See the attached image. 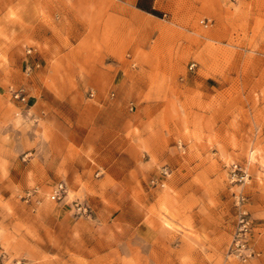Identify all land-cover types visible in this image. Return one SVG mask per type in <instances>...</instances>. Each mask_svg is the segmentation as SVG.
<instances>
[{
	"label": "rangeland",
	"instance_id": "rangeland-1",
	"mask_svg": "<svg viewBox=\"0 0 264 264\" xmlns=\"http://www.w3.org/2000/svg\"><path fill=\"white\" fill-rule=\"evenodd\" d=\"M122 1L0 0V90L36 47L48 85L98 89L122 154L114 201L81 185L0 193V264H264V0H161L145 17ZM8 101L2 173L29 158V111ZM242 211L245 258L231 252Z\"/></svg>",
	"mask_w": 264,
	"mask_h": 264
},
{
	"label": "crops",
	"instance_id": "crops-1",
	"mask_svg": "<svg viewBox=\"0 0 264 264\" xmlns=\"http://www.w3.org/2000/svg\"><path fill=\"white\" fill-rule=\"evenodd\" d=\"M160 1L123 0L122 7L143 17L155 16L154 10H164ZM27 53L23 62L25 81L17 86H2L0 91L1 97L9 100L6 104L24 106L29 111V151L25 150L29 158H13L6 172L0 168V193L7 194L18 187L30 190L33 183L55 187L64 181L68 188L85 187L89 200L109 196L108 200L114 201L111 189L121 182L110 181L109 177L122 154L120 151L112 155L119 141L107 143L109 131L116 127L107 110L109 105L103 99L95 101L98 89L91 86H61L59 82L48 85L45 52L29 47ZM19 88L26 94L25 102L12 95V89ZM38 127L48 128L47 136L36 133Z\"/></svg>",
	"mask_w": 264,
	"mask_h": 264
},
{
	"label": "built area",
	"instance_id": "built-area-1",
	"mask_svg": "<svg viewBox=\"0 0 264 264\" xmlns=\"http://www.w3.org/2000/svg\"><path fill=\"white\" fill-rule=\"evenodd\" d=\"M195 65V63L191 64V68ZM12 95L14 98H17L23 102L26 101V94L24 93V90L22 88L19 89H12ZM235 167L237 168V164H235ZM243 178V176H242ZM67 192L66 184L64 181H60L56 184V186L53 188L50 197L52 199H61ZM31 194V191H29V195ZM78 209L80 211L87 212L88 206L81 204L77 202ZM252 231V225L251 221L247 216L246 211H242L239 214L238 218V227L235 232V237L233 239L232 245H231V252L233 254H236L238 256L242 257H249L254 253V250L252 249L250 245V234Z\"/></svg>",
	"mask_w": 264,
	"mask_h": 264
},
{
	"label": "trees",
	"instance_id": "trees-1",
	"mask_svg": "<svg viewBox=\"0 0 264 264\" xmlns=\"http://www.w3.org/2000/svg\"><path fill=\"white\" fill-rule=\"evenodd\" d=\"M153 13L157 14L158 12H157V10H154Z\"/></svg>",
	"mask_w": 264,
	"mask_h": 264
},
{
	"label": "bare ground",
	"instance_id": "bare-ground-1",
	"mask_svg": "<svg viewBox=\"0 0 264 264\" xmlns=\"http://www.w3.org/2000/svg\"><path fill=\"white\" fill-rule=\"evenodd\" d=\"M252 157V156H251Z\"/></svg>",
	"mask_w": 264,
	"mask_h": 264
}]
</instances>
